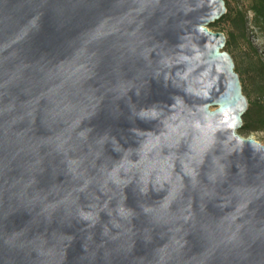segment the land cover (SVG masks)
<instances>
[{
	"label": "water",
	"instance_id": "95a60500",
	"mask_svg": "<svg viewBox=\"0 0 264 264\" xmlns=\"http://www.w3.org/2000/svg\"><path fill=\"white\" fill-rule=\"evenodd\" d=\"M226 13L0 0V264H264Z\"/></svg>",
	"mask_w": 264,
	"mask_h": 264
},
{
	"label": "rangeland",
	"instance_id": "374dc122",
	"mask_svg": "<svg viewBox=\"0 0 264 264\" xmlns=\"http://www.w3.org/2000/svg\"><path fill=\"white\" fill-rule=\"evenodd\" d=\"M232 8L236 4L233 0ZM252 16L248 14V24H246V38H242L238 31H235L234 41L230 48L226 51L231 54L233 61H235L236 68H238L239 75L243 81L244 96L252 103L261 94L259 89L264 86V32L253 29L250 23ZM225 32L227 27L222 26ZM212 32H219L218 29H210ZM243 138H252L256 142L264 145V132L250 131L247 133H240Z\"/></svg>",
	"mask_w": 264,
	"mask_h": 264
},
{
	"label": "trees",
	"instance_id": "16d2710c",
	"mask_svg": "<svg viewBox=\"0 0 264 264\" xmlns=\"http://www.w3.org/2000/svg\"><path fill=\"white\" fill-rule=\"evenodd\" d=\"M227 5V13L220 20L215 22L209 27V29H218L226 35L227 50L230 48L231 43L234 41L235 31H238L242 38H246V24H248V14L252 16L250 23L254 30L264 32V0H233L236 4L235 8H232L230 0H224ZM227 27V32L222 28ZM229 55H231L229 53ZM236 73L239 75L238 68ZM240 76V75H239ZM241 78V76H240ZM264 78V76H263ZM241 84L243 81L241 80ZM244 90V88L242 87ZM259 96L252 103L248 101V111L244 116V126L240 130V133H247L250 131L264 132V86L259 89Z\"/></svg>",
	"mask_w": 264,
	"mask_h": 264
}]
</instances>
